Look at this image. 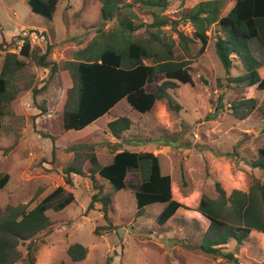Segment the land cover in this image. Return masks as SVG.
Wrapping results in <instances>:
<instances>
[{"label":"rangeland","instance_id":"obj_1","mask_svg":"<svg viewBox=\"0 0 264 264\" xmlns=\"http://www.w3.org/2000/svg\"><path fill=\"white\" fill-rule=\"evenodd\" d=\"M206 1L211 0H171L161 12L146 8L140 2L131 5L133 1L129 0L121 15L122 20L132 21L135 26L151 25L156 17L179 22L176 27L163 26L160 36L165 42L175 41L178 58L190 62L194 85L175 83L169 90L179 110L162 100L156 102L151 112L141 114L123 100L90 131L64 132L61 129L63 104L65 92L72 86L71 76L61 70L51 80L48 79L49 68H39L29 62L31 77L25 78L28 82L25 85L30 88L13 102V115L4 117L0 133V176L10 175L9 183L0 190V206L25 204L32 210L58 186H65L76 198V204L66 211L49 213L53 230L37 238L40 248L35 264H234L216 260L197 249L210 225L197 209L202 195L218 197L217 183L228 196L234 190L247 192L256 179L264 184V171L252 168V163L258 159V150L264 147V116L255 110L248 118L239 120L231 109L234 102L249 98L262 104L264 91L228 79L246 71L235 56H232L230 75L222 66L215 44L219 37L225 38L226 33L219 25L213 24L206 32L209 43L201 53V41L194 40L195 28L186 14ZM218 1L222 8L220 18L236 3V0ZM101 6L89 0H60L54 19L47 20L34 14L27 0H0V45L6 40L8 51L19 54L15 33L17 29H24L23 38L34 41L33 49L39 48L41 54L49 50L51 61L63 64L96 37L98 28L110 32L117 28L114 21L103 23ZM6 30L10 33L5 35ZM178 32L194 41L189 45V54L182 49ZM144 34L145 30L141 29L132 38L138 39ZM251 48L254 56L264 63L259 44L254 42ZM4 56L5 53L0 52V74ZM45 79L46 83L41 85ZM148 90L154 91L155 87L150 85ZM219 103L223 110L217 118H212ZM112 115L127 117L132 122L131 129L122 135V144L129 145L133 141L148 144L146 152L158 155L162 173L172 177L174 198L184 207L165 225L158 222L163 204L148 206L142 216L136 215L138 174L129 175L127 189L118 193L96 175V182L104 193L112 194L110 219L114 228L108 234L101 229L103 235H95V229L102 228L106 222L99 212L101 204L96 210L88 211L98 191L91 177L88 174L73 176V186L64 181L61 166L66 167L72 161L66 149L74 143L84 144L83 138L88 134L87 142L94 146L100 164L111 162L115 152L112 145L117 141L105 123ZM54 140L59 150L53 156ZM259 234L255 232L239 249L233 240L224 250L239 256L241 264H264V240ZM74 244L88 249L85 260L73 262L70 259L68 249ZM19 250L23 258L16 264H29L27 244L20 245Z\"/></svg>","mask_w":264,"mask_h":264},{"label":"trees","instance_id":"obj_2","mask_svg":"<svg viewBox=\"0 0 264 264\" xmlns=\"http://www.w3.org/2000/svg\"><path fill=\"white\" fill-rule=\"evenodd\" d=\"M89 1L101 3L103 23L114 21L117 28L112 32L98 28L96 37L85 48L75 51L63 64L51 61L49 50L41 54L39 48L31 49L28 38L20 54L9 52L8 44L2 42L0 52H4L5 56L0 74V133L4 117L13 115V102L17 96L30 88L25 80L31 77L29 62L39 68H49L48 79L51 80L61 70L70 73L72 87L66 90L63 104L61 129L64 132L84 130L123 100L141 114L151 112L156 102L162 100H167L172 109H180L169 90L175 87V83L194 85L190 62L178 58L175 41L165 42L160 37L163 26L176 27L179 22L156 17L151 25L141 23L135 26L132 21L121 19L129 0ZM132 1L131 5L140 2L146 8H156L162 12L171 0ZM59 3L60 0H28L31 11L47 20H53ZM221 10L220 1L211 0L198 4L186 14V19L195 28L194 40L201 41V53L204 52L209 43L206 32L213 24L219 25L226 33V37H219L215 44L222 66L230 75L232 56H235L246 71L228 79L264 91V63L254 56L251 48L257 42L264 53V0H236L234 7L222 18ZM141 29L145 30L146 35L133 39ZM178 36L182 49L189 54V45L194 41L182 32H178ZM150 85L155 87L154 91L148 90ZM36 92L38 96L39 91ZM231 109L239 120L248 118L255 110L264 116V101L260 104L254 98L244 99L234 102ZM222 110L223 105L219 103L211 117L217 118ZM131 127L132 122L127 117H118L108 124L109 132L118 139ZM68 151L74 152V159L63 170L65 183L73 186V176L84 177L88 174L98 190L92 197L88 211L96 210L97 205L101 204L99 212L106 225L97 227L95 235H103L101 229L108 234L114 228L110 219L112 194L104 193L103 187L96 182V175L118 193L127 189L129 175L138 174L140 183L135 192L138 217L143 215L146 207L163 204L165 208L158 222L165 225L184 207L174 198L172 177L162 173L159 157L151 152H114L111 163L102 165L92 145L72 146ZM252 168L264 171V147L258 150V159L252 163ZM9 180V174L0 176V190L7 186ZM216 189V199L205 194L200 199L197 211L210 225L203 243L197 249L216 260L240 264L234 253L225 252L224 246L235 240L239 249L252 231L264 234V184L256 179L247 192L234 190L230 196L220 183L216 184ZM75 204V195L65 186H58L32 210L25 204L5 208L0 206V264L21 261L23 255L19 247L22 244H27L29 264H35L40 248L37 238L53 230L49 213L64 212ZM87 254L88 249L81 244H74L68 249L73 262L85 260Z\"/></svg>","mask_w":264,"mask_h":264},{"label":"crops","instance_id":"obj_3","mask_svg":"<svg viewBox=\"0 0 264 264\" xmlns=\"http://www.w3.org/2000/svg\"><path fill=\"white\" fill-rule=\"evenodd\" d=\"M27 3H28V0H27ZM54 19V18H53ZM22 31H24V29H17V32L15 33V35H17V40H18V44L20 45L19 47H20V51H21V49H22V47H23V45H24V41H25V39L26 38H23L24 36H23V34L22 33H20V32H22ZM3 33L6 35L7 33H10V30L8 31V30H6V32H4L3 31ZM13 36H14V34H13ZM34 38H37L36 36H34ZM6 42V40H3V42ZM34 42V41H33ZM32 42V40L30 39V43H31V49H33V43ZM7 43V42H6ZM8 44V43H7ZM19 54H20V52H19ZM21 57H23V56H20V58ZM22 59V58H21ZM23 59L24 60H27L28 61V59H26L25 57H23ZM64 71H66V70H64ZM68 72V71H67ZM69 73V72H68ZM48 74H49V72H48ZM69 75H70V73H69ZM48 78V76L46 77V79ZM46 79H45V81L44 82H41L42 84L41 85H44L45 83H46ZM42 81V80H41ZM42 87V86H41ZM72 87V86H71ZM70 88V87H69ZM68 89V88H67ZM122 102V101H121ZM120 102V103H121ZM119 103V104H120ZM119 104H117L113 109H115ZM131 107V106H130ZM113 109L108 113V114H106L105 116H107V115H110V113L113 111ZM105 116H103L102 118H100L99 120H97L96 122H94L93 124H91L90 126H88L87 128H85L84 130H82L81 132L82 133H84V132H87V131H90L89 129H91L94 125H96V123H98L101 119H103ZM119 116H114L113 117V115H112V117H111V120H108L105 124H106V126L108 127V124L110 123V122H112V121H114L115 119H117ZM122 117V116H121ZM109 131V130H108ZM113 136V135H112ZM87 138H90V135L88 134L86 137H84L83 138V141H85L84 142V144H82L83 142H78V143H74V144H72L71 146H69L66 150L68 151V149L69 148H71L72 146H88V145H91V143H89V142H87L88 140H87ZM114 139H115V141H117V142H114L115 144H113L112 145V148H113V150L115 151V152H121V151H123V150H128V151H130V152H146V149H149L148 148V144H143V143H141L140 141H133V142H130L129 143V145H125V144H122V136H121V138H115V137H113ZM84 139H86V140H84ZM53 142V156L54 155H56L57 154V151L59 150V148H58V146H56V143H57V141L56 140H54V141H52ZM54 144H55V146H54ZM16 146V145H15ZM145 150V151H144ZM69 153H71V154H69V158L68 159H71L72 161H73V159H74V152H71V151H68ZM153 153V152H152ZM156 156H158V155H156ZM113 157H114V154H113ZM113 159V158H112ZM66 160V159H65ZM71 161V162H72ZM112 161V160H111ZM70 162V163H71ZM69 163V164H70ZM111 163V162H110ZM68 164V165H69ZM109 164V163H108ZM50 165V164H49ZM67 165V166H68ZM104 165H107V164H104ZM52 166V165H51ZM66 166V167H67ZM62 167V169L64 170L66 167H64V165H62L61 166ZM64 174V173H63ZM73 180H74V178H73ZM65 181V180H64ZM179 202V201H178ZM181 203V202H180ZM165 206V205H164ZM165 208V207H164ZM182 209V208H181ZM180 210V209H179ZM178 210V211H179ZM198 212V211H197ZM178 213V212H177ZM176 213V214H177ZM199 213V212H198ZM200 214V213H199ZM201 215V214H200ZM175 217H177L176 215L172 218V219H174ZM171 219V220H172ZM255 232H257V231H252L251 232V234H250V236H252ZM259 233V232H258ZM249 236V237H250ZM248 237V238H249ZM259 237L260 238H262L263 240H264V234L263 233H260L259 234ZM258 237V238H259ZM247 238V239H248ZM235 254V253H234ZM235 256L236 257H238L239 258V256H237L236 254H235ZM220 260H223V259H220ZM239 260H240V258H239ZM241 264V263H240Z\"/></svg>","mask_w":264,"mask_h":264},{"label":"built area","instance_id":"obj_4","mask_svg":"<svg viewBox=\"0 0 264 264\" xmlns=\"http://www.w3.org/2000/svg\"><path fill=\"white\" fill-rule=\"evenodd\" d=\"M20 33H23V31H22V32H20Z\"/></svg>","mask_w":264,"mask_h":264}]
</instances>
